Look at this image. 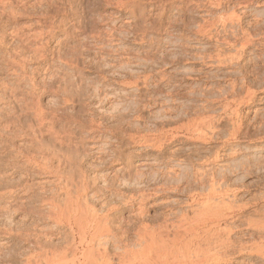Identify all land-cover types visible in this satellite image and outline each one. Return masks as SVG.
<instances>
[{"label":"rangeland","instance_id":"374dc122","mask_svg":"<svg viewBox=\"0 0 264 264\" xmlns=\"http://www.w3.org/2000/svg\"><path fill=\"white\" fill-rule=\"evenodd\" d=\"M10 1L17 10L0 18V264L67 243L68 260L80 256L67 218L52 217L51 202H67L60 174L104 189L88 201L117 208L120 234L144 193L149 228L200 202L231 206L206 222L236 243L214 247L228 251L212 264H264L251 250L264 247V0Z\"/></svg>","mask_w":264,"mask_h":264},{"label":"bare ground","instance_id":"6f19581e","mask_svg":"<svg viewBox=\"0 0 264 264\" xmlns=\"http://www.w3.org/2000/svg\"><path fill=\"white\" fill-rule=\"evenodd\" d=\"M106 1V0H105ZM113 1V0H112ZM107 2V1H106ZM108 2H110L108 0ZM121 2V1H120ZM119 2V3H120ZM135 2V0H134ZM137 2V1H136ZM156 2V1H155ZM13 2L10 0H0V18L3 19L2 15H5L6 10L9 8H14ZM48 3V2H47ZM114 3V2H113ZM116 3V1H115ZM107 4V3H106ZM126 4V3H125ZM246 4V3H245ZM128 5V4H127ZM130 5V4H129ZM134 5V4H133ZM125 6V5H123ZM136 6V5H135ZM9 7V8H8ZM129 7V6H128ZM7 8V9H6ZM118 8V6H117ZM247 8V7H246ZM16 9V8H14ZM10 10V9H9ZM17 10V9H16ZM13 11V10H11ZM10 11V12H11ZM19 11V10H18ZM9 12V11H8ZM7 12V13H8ZM9 14H12L10 13ZM17 12V11H16ZM39 12V11H38ZM6 13V15H7ZM14 13V12H13ZM16 14V13H15ZM22 14V13H21ZM14 15V14H12ZM19 15V14H18ZM17 15V17H18ZM2 16V17H1ZM11 15H9L10 17ZM120 16V15H119ZM13 17V16H12ZM20 17V15H19ZM101 17V16H100ZM6 18V17H5ZM4 18V19H5ZM0 19V20H1ZM7 19V18H6ZM11 19V18H9ZM64 21V20H63ZM100 21V20H99ZM155 21V20H154ZM224 21V20H223ZM97 23V22H96ZM225 24V23H224ZM4 25V24H3ZM91 26V25H90ZM52 27V26H51ZM54 28V26H53ZM115 28V27H114ZM52 30V29H51ZM59 30V29H58ZM226 30V29H225ZM50 31V29H49ZM56 31V30H55ZM116 31V30H115ZM17 32V31H16ZM41 32V31H40ZM45 32V31H44ZM48 34V30L46 31ZM57 32V31H56ZM174 32V31H173ZM95 33V32H94ZM107 33V32H106ZM29 35V34H28ZM37 35V33H36ZM41 35V34H40ZM35 36V35H34ZM3 37V35H2ZM175 37V36H174ZM36 38V37H35ZM245 38V37H244ZM244 41V40H243ZM248 42V41H247ZM251 43V42H250ZM2 43L0 42V45ZM95 44V43H94ZM247 44V43H246ZM13 45V44H11ZM42 45V44H41ZM99 45V44H98ZM5 46V45H4ZM244 46V45H243ZM242 46V47H243ZM7 47V46H6ZM43 47V46H42ZM99 47V46H98ZM22 48V47H20ZM25 48V45H24ZM23 48V49H24ZM27 48V47H26ZM25 48V49H26ZM17 49V48H16ZM24 49V50H25ZM37 49V48H35ZM39 49V48H38ZM37 49V50H38ZM22 51V49H20ZM19 50V51H20ZM23 50V51H24ZM34 50V51H37ZM17 51V50H16ZM33 51V52H34ZM118 51V50H117ZM220 52V51H219ZM239 52V51H238ZM244 50L241 49L240 54H242ZM18 53V52H16ZM36 53V52H35ZM34 53V54H35ZM41 53V52H40ZM20 54V53H19ZM16 56V54H14ZM224 55V54H223ZM4 56V55H3ZM12 56V55H11ZM40 56V55H39ZM175 56V55H174ZM13 57V56H12ZM127 57V56H126ZM212 57V56H211ZM217 57V56H216ZM218 57H221L218 55ZM217 57V58H218ZM155 58V57H154ZM149 59V58H148ZM9 60V59H8ZM6 60V61H8ZM19 60V59H18ZM12 61V60H11ZM220 61V60H219ZM150 62V61H149ZM217 62V61H216ZM8 63V62H7ZM23 63V62H22ZM159 63V62H158ZM126 64V62H124ZM13 65V64H12ZM15 65V64H14ZM129 65V64H128ZM19 66V65H18ZM23 66V65H22ZM126 66V65H125ZM130 66V65H129ZM12 67V66H11ZM53 67V66H52ZM121 67V66H120ZM138 67V66H137ZM23 68V67H22ZM34 68V67H33ZM48 68V67H47ZM46 68V69H47ZM140 68V67H139ZM15 70V68H13ZM127 69V68H126ZM134 69V68H133ZM48 70V69H47ZM120 70V68H119ZM17 72V71H16ZM131 72V70H130ZM137 72V71H136ZM19 73V72H18ZM18 75V74H16ZM119 75V73H118ZM161 78V77H160ZM160 80V79H159ZM81 81V80H80ZM137 81V80H136ZM139 81V80H138ZM32 82V81H31ZM141 82V81H140ZM235 82V80H234ZM134 83V82H133ZM138 83V82H137ZM233 83V82H232ZM236 83V82H235ZM3 84V83H2ZM125 84V83H124ZM128 84V83H127ZM146 84V83H145ZM248 84V83H247ZM5 85V84H4ZM8 85V84H7ZM10 85V84H9ZM232 87L234 85L230 84ZM244 85V84H243ZM13 88V87H12ZM33 88V87H32ZM235 88V87H234ZM95 89V88H94ZM233 89V87H232ZM251 88H249L250 90ZM14 90V89H13ZM163 90V89H162ZM241 90V89H240ZM246 91L249 96L255 94L254 91ZM35 92V91H34ZM229 92V91H228ZM235 92V90H234ZM239 94V93H238ZM256 95V94H255ZM232 96V95H231ZM233 97V96H232ZM235 97V96H234ZM237 97V96H236ZM247 97V96H246ZM251 98V97H250ZM1 100V99H0ZM73 100V99H72ZM242 100V99H240ZM139 103V102H138ZM37 105V104H36ZM30 107V106H28ZM37 110V109H36ZM5 112V110H4ZM38 113V112H36ZM41 113V112H40ZM121 113V112H120ZM39 114V113H38ZM39 114V116H41ZM182 115V114H181ZM51 119V118H50ZM215 119V118H214ZM44 120V118H43ZM190 120V118H189ZM47 121V120H46ZM41 122V121H40ZM43 122V121H42ZM204 122V121H203ZM50 123V122H49ZM126 123V122H125ZM97 124V123H96ZM103 124V123H102ZM189 124V123H188ZM186 125V124H185ZM190 126V125H189ZM193 126V125H191ZM191 126L189 128H191ZM111 127V126H110ZM84 128V127H83ZM194 128V126L192 127ZM196 128V125H195ZM194 128V129H195ZM199 128V127H198ZM197 128V130H199ZM204 128V127H203ZM6 129V128H5ZM217 130V129H216ZM116 131V130H115ZM200 131V130H199ZM197 131V132H199ZM204 131V130H203ZM201 132V134H204V132ZM14 132V131H13ZM16 132V131H15ZM18 133V132H17ZM63 133V132H62ZM122 133V132H121ZM57 134V133H56ZM144 134V133H143ZM200 134V133H199ZM217 134V133H216ZM236 134V133H235ZM63 135V134H62ZM2 136V135H1ZM5 136V135H4ZM164 136V135H163ZM31 138V137H30ZM14 139V138H13ZM12 139V140H13ZM6 140V139H5ZM135 140V139H134ZM4 141V140H3ZM145 141V140H142ZM149 140H146L145 143H147ZM158 141V140H157ZM156 141V142H157ZM144 143V142H143ZM161 143V142H160ZM7 144V143H6ZM141 144V143H140ZM149 144V143H148ZM159 144V143H158ZM3 145V143H2ZM150 145V144H149ZM147 145V146H149ZM163 145V144H162ZM155 146V145H153ZM162 147V146H161ZM27 149V148H26ZM35 152V151H34ZM22 153V152H21ZM177 153V152H176ZM26 154V153H25ZM28 154V153H27ZM36 154V153H35ZM34 155V153H33ZM104 155V154H103ZM43 156V155H42ZM41 156V157H42ZM67 157V156H66ZM42 159H44L42 157ZM48 159V157L46 158ZM29 160V158H28ZM27 160V161H28ZM45 160V159H44ZM43 160V161H44ZM9 161V160H8ZM14 161V160H13ZM30 161V160H29ZM32 161V160H31ZM30 161V162H31ZM40 161V160H39ZM42 162V161H40ZM44 163V162H42ZM48 162H46L47 165ZM28 165V164H27ZM33 165V164H32ZM35 165V162H34ZM45 166V164H44ZM51 166V165H50ZM37 167V166H36ZM42 168V165H41ZM50 167L47 165V169ZM35 169V168H34ZM33 170V169H32ZM42 170V169H41ZM52 170V168H51ZM43 171V170H42ZM27 172H29L27 170ZM46 172V171H45ZM57 172V171H56ZM55 172V173H56ZM135 172V171H134ZM31 173V172H30ZM197 173V172H196ZM60 174V173H59ZM203 174V173H202ZM57 175V174H56ZM83 175V174H82ZM138 175V174H137ZM163 175V174H162ZM70 176V175H69ZM31 177V176H30ZM60 181L58 184L61 185V188L65 189L68 193L67 196V202L65 203V207L61 208V206L54 205L53 201L51 202V205L56 207L54 208L55 211H52L51 208L50 210L52 212H55L53 219H59L62 220L61 218H67V222L69 224V228L71 229L72 233L75 235V240L78 242L79 248H80V256L77 251L74 249L75 256L72 257L77 258L73 260H68L67 254H68V248L67 244L63 247L65 248H57L54 247V249L51 251L52 256L48 257L47 250L44 251L43 254L45 256L40 257L39 261H32L28 260L27 264H42L40 259L44 261L45 264H212L214 261H222V259L225 258L227 251L233 247L235 244H232V241L229 239L230 235L227 234L228 237L226 239H221L220 234L221 230L218 227H214V223L212 222L211 225L207 224L206 222L208 221H216V224L219 223V219L224 218L226 214H231L235 212V210H232L231 206L227 207V211L220 210V207L217 209H212V206L208 204L207 202H200V207L197 208V210L193 211V216H188L185 214L181 218V220L177 223H172L171 227L174 230V237L170 238V232H171V227L167 225L163 226L162 229H158L157 227L149 228L147 224H144V221L146 219V212L144 210L145 205L147 204V197H145V193L140 196V199L138 197L139 205H138V211L135 214L137 217V222L135 220H131L130 222L127 221L126 229H122V234L121 232H116V228H122L121 225H116L114 224L117 222L118 219V211L114 210L117 208H114V206H110L107 210L103 208V210H98L94 206L95 203L90 204L89 200V195L90 192L91 196L93 192L96 191V193H99L100 185L98 186L99 189L95 191L92 190V186L90 184V181L88 179L90 178H83L80 183L72 182L73 178L67 177L65 175L60 174ZM223 177V176H222ZM63 178V179H62ZM94 178V177H93ZM101 178V177H100ZM106 178V177H105ZM200 178V177H199ZM108 179V178H107ZM211 179V178H210ZM96 182L97 179L94 178ZM100 180V179H99ZM105 181V180H104ZM70 182L73 184V189L74 191L71 190ZM107 182V181H106ZM109 182V181H108ZM218 182V181H217ZM110 183V182H109ZM57 184V183H56ZM93 184V183H92ZM126 184V183H125ZM129 184V183H128ZM131 184V183H130ZM43 185V184H42ZM95 185V184H94ZM112 185V184H111ZM216 185V184H215ZM209 186V185H208ZM60 187V186H59ZM95 187V186H94ZM32 188V187H31ZM112 188V187H111ZM115 189V188H114ZM119 189V188H118ZM130 189V188H129ZM20 190V189H19ZM24 190V189H23ZM44 190V189H43ZM102 190V189H100ZM104 190V189H103ZM102 190V191H103ZM112 191V190H111ZM216 191V190H215ZM17 193V192H16ZM106 193V192H105ZM104 193V194H105ZM119 193V192H117ZM217 193V192H216ZM10 194V193H9ZM96 194V195H97ZM120 194V193H119ZM152 194V193H151ZM94 195V194H93ZM95 195V196H96ZM105 197V195H103ZM130 196V195H129ZM207 196V195H206ZM66 197V196H65ZM119 197V196H118ZM222 197V196H221ZM91 198V197H90ZM98 198V197H97ZM101 198V197H100ZM132 198V197H131ZM223 198V197H222ZM94 199V198H93ZM103 199V197H102ZM134 199V198H133ZM48 200V199H46ZM113 200V199H112ZM209 200V199H208ZM94 201V200H93ZM117 201V200H116ZM126 201V206H133L132 200L129 198ZM124 201V202H125ZM203 201V200H202ZM205 201V200H204ZM44 202L47 203V201L44 200ZM43 202V203H44ZM49 202V201H48ZM95 202V201H94ZM99 203V201L97 200ZM107 202V201H106ZM105 202V205H106ZM103 203V202H102ZM56 204V203H55ZM104 204V203H103ZM118 204V203H117ZM221 204V203H220ZM224 204V203H223ZM233 204V203H232ZM51 205H49L51 207ZM61 205V204H60ZM104 205V206H105ZM115 205V204H114ZM218 205V204H217ZM225 205V204H224ZM103 206V205H102ZM118 206V205H117ZM116 206V207H117ZM226 206H222V208L225 209ZM234 206V205H233ZM119 207V206H118ZM245 207V206H244ZM53 209V208H52ZM235 209V208H234ZM120 210V209H119ZM226 210V209H225ZM29 211V210H28ZM31 211V210H30ZM50 211V212H51ZM103 213V214H102ZM227 215V216H228ZM129 219V218H128ZM50 220V219H49ZM130 220V219H129ZM57 221V220H56ZM61 222V221H60ZM126 222V221H125ZM258 222V221H257ZM118 223V222H117ZM200 225H205V226H200ZM264 225V224H263ZM262 226V225H261ZM54 227V226H53ZM159 227V226H158ZM197 227H200L202 231L197 233L196 229ZM263 227V226H262ZM68 228V229H69ZM136 228V240L135 242H130L128 238V232L130 229ZM160 228V227H159ZM227 229V228H226ZM264 229V227H263ZM34 230V229H33ZM52 230V229H51ZM163 232H162V231ZM233 230V229H232ZM228 232V231H227ZM32 233V232H31ZM53 233V232H52ZM67 233V232H66ZM229 234L231 232H228ZM51 234V233H50ZM71 234V233H70ZM69 234V235H70ZM36 235V234H35ZM188 236L189 239H186L188 241H183L185 236ZM59 236V235H58ZM69 237V236H68ZM54 238V237H53ZM165 238V239H164ZM66 239V238H65ZM41 240V239H40ZM29 241V240H28ZM66 241V240H65ZM71 241V240H70ZM75 241V242H76ZM185 242L183 244V242ZM39 242V241H38ZM73 242V241H72ZM180 242H182V245L179 246ZM44 243V242H43ZM134 243L137 245L139 248H137L134 244L130 246V244ZM250 243V242H249ZM40 244V243H39ZM57 244V243H56ZM70 244V243H69ZM205 244V248L203 245ZM248 244V243H247ZM254 244V243H253ZM264 244V243H263ZM72 245V243H71ZM114 246L115 251H112V247ZM77 246V244H76ZM243 246V245H242ZM240 248V251L246 250V247ZM261 246V245H260ZM264 246V245H262ZM135 247V248H134ZM217 247L220 248H226L228 250H224L223 252H219L218 250H213ZM255 248V245L253 248H251L252 252L260 253L263 254L264 256V247H258ZM32 248V247H31ZM39 248V246H38ZM239 248V247H238ZM244 248V249H243ZM255 248V250H253ZM72 249V248H71ZM248 249V248H247ZM73 250L72 254H73ZM223 250V249H222ZM249 250V249H248ZM250 250V252H251ZM239 251V252H240ZM37 253V252H36ZM28 254V253H27ZM41 256L42 254L39 253L37 254ZM67 258V260L65 259ZM70 258V257H69ZM37 259V258H35ZM24 263V262H23ZM26 263V262H25Z\"/></svg>","mask_w":264,"mask_h":264}]
</instances>
